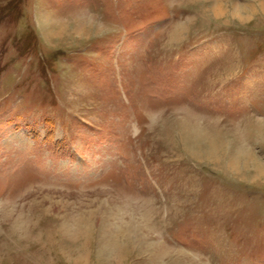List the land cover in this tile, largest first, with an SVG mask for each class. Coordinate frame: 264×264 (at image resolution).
Returning <instances> with one entry per match:
<instances>
[{
    "label": "rangeland",
    "instance_id": "1",
    "mask_svg": "<svg viewBox=\"0 0 264 264\" xmlns=\"http://www.w3.org/2000/svg\"><path fill=\"white\" fill-rule=\"evenodd\" d=\"M239 149L264 165V0H0V264H264Z\"/></svg>",
    "mask_w": 264,
    "mask_h": 264
},
{
    "label": "bare ground",
    "instance_id": "2",
    "mask_svg": "<svg viewBox=\"0 0 264 264\" xmlns=\"http://www.w3.org/2000/svg\"><path fill=\"white\" fill-rule=\"evenodd\" d=\"M182 127V131L184 132V134L188 135V137L192 138H196L197 141H201V140H206V141H209L211 144L213 143L214 144V141H216V136H214L215 134L212 132L210 133V131L206 130V129H201L197 126L194 125H190L189 124H182L181 125ZM188 140V139H187ZM198 141V142H199ZM188 142V141H187ZM197 142V143H198ZM205 142V141H203ZM192 143V142H191ZM200 144V143H199ZM198 144V145H199ZM209 144V143H208ZM210 144V145H211ZM200 146V145H199ZM213 147H216L215 145ZM200 148V147H199ZM208 148V147H207ZM206 148V150H207ZM218 148V147H216ZM238 148V147H237ZM242 148V147H241ZM205 149V148H203ZM209 149V148H208ZM211 149V148H210ZM209 149V150H210ZM201 150V149H200ZM199 150V151H200ZM191 151V149H190ZM243 150L240 151L237 150L235 151V153L232 155V162H231V165L233 166V168H238L239 169V166H246L248 163L250 164H253L255 166V169L260 172V173H263L264 174V165H262V163L259 162V160L254 156L252 155L251 153L248 154V152L243 153L242 152ZM196 152V151H195ZM203 152V151H202ZM205 152H208V151H205ZM199 153V152H198ZM213 153V151H212ZM215 153V152H214ZM205 154V153H204ZM210 155V154H208ZM211 157V156H210ZM249 165V164H248ZM242 168V167H241ZM246 168V167H245Z\"/></svg>",
    "mask_w": 264,
    "mask_h": 264
}]
</instances>
